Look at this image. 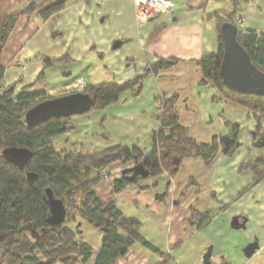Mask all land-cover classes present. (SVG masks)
I'll return each instance as SVG.
<instances>
[{"label":"crops","instance_id":"obj_1","mask_svg":"<svg viewBox=\"0 0 264 264\" xmlns=\"http://www.w3.org/2000/svg\"><path fill=\"white\" fill-rule=\"evenodd\" d=\"M45 1L0 0V11L18 14L30 3ZM171 1L170 10L144 23L138 21L132 0H70L48 19L23 16L0 56L3 85L17 83V91L29 86L58 97L77 92L80 78L88 86L123 84L142 76L138 95L126 91L114 105L73 117L76 129L52 140L58 151L99 152L122 145L150 153V137L159 127L155 100L163 95L177 96L180 122L199 141L210 142L238 124L241 146L233 155L221 154L210 164L200 157L186 159L176 175L145 179L117 195L120 209L141 222V235L165 256L136 242L115 264H203L209 249L213 264H264V179L251 186L254 175L240 170L242 163L264 155L253 144L258 121L245 107L217 96L212 85L200 84V60L218 51L219 25L210 14L232 4ZM238 15L241 26L264 31V0L242 4ZM64 56L69 62L45 65L44 58ZM160 59L176 62L146 73ZM133 166L117 161L99 170L97 195L103 201L111 197L114 179ZM193 209L212 212L215 218L198 228L191 220ZM234 217L239 218L237 226ZM69 226L92 247L87 263L74 264H95L104 234L83 219ZM255 242L259 248L247 256L246 248Z\"/></svg>","mask_w":264,"mask_h":264},{"label":"trees","instance_id":"obj_2","mask_svg":"<svg viewBox=\"0 0 264 264\" xmlns=\"http://www.w3.org/2000/svg\"><path fill=\"white\" fill-rule=\"evenodd\" d=\"M70 0H46L42 4L30 3L21 13L3 15L0 11V56L16 24L23 16L39 15L48 19L65 8ZM232 7L213 11L209 19L219 25L218 51L200 60V84H210L217 96L245 107L254 116L258 125L253 132V144L264 149V96L239 94L229 90L220 76L223 57L221 25L231 22L237 25V40L248 52L257 70L264 72V31L245 28L236 22L239 8L250 0H229ZM46 66L69 62L68 57L44 58ZM176 60H158L147 68L146 73H157ZM42 76V73H41ZM5 68L0 65V264H74L87 263L92 247L78 238L70 223L83 219L104 234L102 247L95 264H115L129 249L139 242L152 251L165 256L140 233L142 224L125 214L117 203V195L130 185H140L149 178L164 174L174 176L183 161L200 157L212 163L217 156H231L241 146L238 124L232 130L214 135L210 142L193 138L189 128L180 122L177 96H161L155 100V118L159 124L151 137L152 150L145 154L137 147L113 145L99 152L83 150L58 151L53 138L75 130V116L54 118L30 129L25 123L26 112L47 99L53 98L45 90L27 86L17 91V83L4 86ZM142 76L123 84L102 82L86 86L84 93L94 99L92 109L101 110L116 104L123 93L141 92ZM75 92V91H74ZM73 93V92H71ZM18 147L31 151L32 157L21 170L2 155L3 149ZM120 161L134 166L143 163L149 176H136L127 171L112 183V196L102 200L95 187L102 181L101 169ZM241 171L254 175L251 184L264 179V155L250 159L240 166ZM36 175L28 181L27 173ZM59 201L65 209V219L58 221L51 210V202ZM215 218L212 212L192 210L191 220L198 228L210 224Z\"/></svg>","mask_w":264,"mask_h":264},{"label":"water","instance_id":"obj_3","mask_svg":"<svg viewBox=\"0 0 264 264\" xmlns=\"http://www.w3.org/2000/svg\"><path fill=\"white\" fill-rule=\"evenodd\" d=\"M238 27L234 23L224 22L220 28V34L223 42V57L220 66V76L224 85L231 91L239 94H254L264 96V72L257 70L252 63L248 52L237 40ZM94 105V99L83 91L68 93L62 96L53 97L38 103L30 108L25 115V123L28 128L33 129L48 120L54 118H63L84 115L88 113ZM4 159L23 170L32 157L31 151L26 148L11 147L3 149ZM131 171L127 176L133 180L136 176L147 178L148 170L143 163L133 166L123 171L125 174ZM36 178L34 173L28 172L27 179L33 182ZM51 210L58 221L65 219V209L59 201L51 202ZM233 226L239 225V218L234 217ZM259 245L257 242L251 243L246 248V255L251 256ZM211 249L204 255L203 264H213L210 260Z\"/></svg>","mask_w":264,"mask_h":264},{"label":"built area","instance_id":"obj_4","mask_svg":"<svg viewBox=\"0 0 264 264\" xmlns=\"http://www.w3.org/2000/svg\"><path fill=\"white\" fill-rule=\"evenodd\" d=\"M135 5L138 21L147 22L154 14L170 10L173 7L171 0H132ZM236 22H240V18H235ZM75 88L83 91L86 88L82 78L78 79Z\"/></svg>","mask_w":264,"mask_h":264},{"label":"rangeland","instance_id":"obj_5","mask_svg":"<svg viewBox=\"0 0 264 264\" xmlns=\"http://www.w3.org/2000/svg\"><path fill=\"white\" fill-rule=\"evenodd\" d=\"M4 1V0H3ZM127 169H129V168H127ZM1 252V251H0ZM1 254V253H0Z\"/></svg>","mask_w":264,"mask_h":264}]
</instances>
